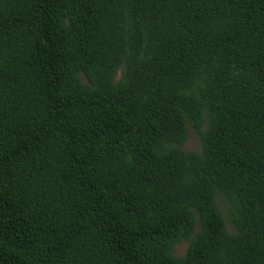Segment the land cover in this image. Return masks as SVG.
Masks as SVG:
<instances>
[{
	"label": "trees",
	"instance_id": "trees-1",
	"mask_svg": "<svg viewBox=\"0 0 264 264\" xmlns=\"http://www.w3.org/2000/svg\"><path fill=\"white\" fill-rule=\"evenodd\" d=\"M0 264H264V0H0Z\"/></svg>",
	"mask_w": 264,
	"mask_h": 264
},
{
	"label": "rangeland",
	"instance_id": "rangeland-1",
	"mask_svg": "<svg viewBox=\"0 0 264 264\" xmlns=\"http://www.w3.org/2000/svg\"><path fill=\"white\" fill-rule=\"evenodd\" d=\"M119 75H120V72L116 74V79L119 78ZM180 149L183 151H193V152L200 151L199 141L196 138V136L191 132L189 125L187 126L186 140L184 144L180 147ZM222 213H224L223 210H222ZM186 250H187V244H184V243L179 244L174 248L173 256L176 258L183 257L185 255Z\"/></svg>",
	"mask_w": 264,
	"mask_h": 264
}]
</instances>
